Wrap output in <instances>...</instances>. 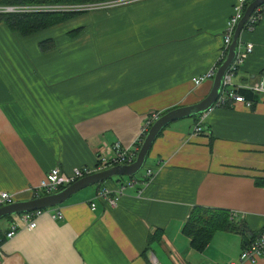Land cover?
<instances>
[{
  "label": "crops",
  "instance_id": "obj_1",
  "mask_svg": "<svg viewBox=\"0 0 264 264\" xmlns=\"http://www.w3.org/2000/svg\"><path fill=\"white\" fill-rule=\"evenodd\" d=\"M232 3L128 0L82 15L85 30L73 37L58 27L61 40L45 50L39 31L24 35L0 22V190L33 198L30 187L53 167L65 176L95 167L97 148L133 145L149 113L205 96L211 80L192 79L219 61ZM262 8L255 27L240 31L253 50L232 75L237 87L264 76ZM198 116L163 128L143 165L153 175L127 186L116 206L99 193H117L129 175L53 206L62 218L45 211L34 229L20 227L2 243L0 264H152L151 254L161 264L237 262L244 242L264 229V184L255 181L264 176V89L252 107L214 105L199 116L207 129L192 134ZM194 205L236 213L246 236L218 228L193 248L182 224Z\"/></svg>",
  "mask_w": 264,
  "mask_h": 264
},
{
  "label": "built area",
  "instance_id": "obj_2",
  "mask_svg": "<svg viewBox=\"0 0 264 264\" xmlns=\"http://www.w3.org/2000/svg\"><path fill=\"white\" fill-rule=\"evenodd\" d=\"M128 0H111V1H97V2H88L85 3L86 7H97V6H107V5H116L120 3L127 2ZM251 0H233L231 13L229 14L228 18L226 19V23L222 33V52L221 57L217 64L213 67L208 69L207 71L196 75L193 77V83L195 85H199L205 80H212L215 70L218 64L223 59L228 45L232 39L234 28L242 16L244 9L247 3ZM97 4V5H96ZM3 8V9H2ZM22 8L18 9L16 6L13 5H5L0 6V10H15L20 11ZM263 16V8L261 5L255 7L253 11L248 16L247 20L244 23V27L247 29H253L255 25L260 21ZM253 50V43L251 41L240 42L236 46V54L234 59L232 60L231 64L227 68L223 80H222V87L221 91L216 99L215 105L221 103H228L230 106H234L236 102H242L247 107H252L253 101L250 99L245 98L242 94L238 93L236 90L237 86L232 82V75L241 65L245 57ZM239 87V86H238ZM248 88L259 91L263 90L261 87V81L257 83H253L247 85ZM160 112H151L147 115L145 119V124L143 125V129L141 134L146 132L149 124L158 117ZM201 115V114H200ZM199 115V116H200ZM193 124L191 133H200L203 131V126L201 122V118ZM140 136L134 141L133 145H126L121 141H116L109 145H101L97 148V163L96 166H76L74 167L73 171L66 176L62 174L61 168L59 166H55L49 171L46 172L44 177L40 180V182L36 185H32L30 188L33 191L34 197L39 196L46 193H51L57 191L62 188L63 185H68L69 183L75 181L79 177L94 172L96 170H101L112 165L120 164V163H130L134 160L143 135ZM153 175V169L150 167H145L142 172H137L134 175H131L128 181L122 182L119 190L117 193L108 195L109 192L107 190H103L99 194L102 197H106L108 203L111 206H116L121 194L123 193L124 189L129 185H134L135 183L144 184L146 183L151 176ZM16 201L15 194L7 191V190H0V206L12 203ZM56 206V205H55ZM92 208L96 207V202H91ZM54 208V209H52ZM45 211H52L53 218H62L63 213L59 208H55L53 206L47 208H39L34 209L31 211H26L18 214H14V220L11 221L9 227L5 234V240L11 238L15 235V233L19 230L20 227L25 226L28 229H34L38 224V217ZM236 215V213H233ZM20 220L22 224H20ZM2 245V244H1ZM0 245V259L3 255V251ZM151 263L152 264H161L154 255H150ZM259 259H264V229L259 231L254 237L250 238L248 241L244 242L241 247V250L237 257L236 261H228L224 264H238L240 261H249L255 262Z\"/></svg>",
  "mask_w": 264,
  "mask_h": 264
},
{
  "label": "water",
  "instance_id": "obj_3",
  "mask_svg": "<svg viewBox=\"0 0 264 264\" xmlns=\"http://www.w3.org/2000/svg\"><path fill=\"white\" fill-rule=\"evenodd\" d=\"M263 3L264 0H251L247 3L242 16L234 28L227 51L215 70L213 79L211 80V86L205 96L193 103L177 105L161 112L158 117L151 122L144 133L136 156L132 162L120 163L101 170H96L79 177L75 181L51 193L42 194L29 199L16 200L12 203L2 205L0 206V218L7 215L58 205L68 200L77 191L89 185L103 182L114 175L131 176L136 174L140 168L143 167L154 139L165 126L177 119L202 114L215 105L216 99L221 91L223 76L236 54V46L239 41L240 31L244 27V23L253 9ZM261 87L264 89V76L261 79Z\"/></svg>",
  "mask_w": 264,
  "mask_h": 264
},
{
  "label": "trees",
  "instance_id": "obj_4",
  "mask_svg": "<svg viewBox=\"0 0 264 264\" xmlns=\"http://www.w3.org/2000/svg\"><path fill=\"white\" fill-rule=\"evenodd\" d=\"M97 1H111V0H0V4L23 3V2L24 3L59 2V3L75 4V3L97 2ZM261 6H264V3L261 4ZM75 14H77L75 10H61V11L42 12V13H9V14H0V22L4 21L13 30H17L22 34L27 35L41 28H45L47 26L56 24L62 20L69 18L70 16H74ZM50 41H46V44L48 45ZM236 90L238 91V93L242 94L245 98L252 100L253 105L258 100V91H254L248 87H243V86L237 87ZM218 106H229V105L228 103L225 102L218 104ZM198 115L200 114H196L194 115V117H197ZM206 129L207 127H203V131H205ZM162 130L159 132V134L162 132ZM142 135L143 133L141 134V136ZM255 181L257 184H264V176L255 177ZM64 186L65 185H63L62 187ZM7 216H12V215H7ZM2 218H0V220ZM235 218L236 217L233 214V212L226 208L194 205L191 207L186 218L184 219V222L182 224V231L189 237L190 245L197 250H201L207 244L213 232L218 228L238 232L242 234V237L244 239V237L246 236L244 232L245 226L243 222L235 221ZM6 230L3 229L2 226L0 225V245L5 241Z\"/></svg>",
  "mask_w": 264,
  "mask_h": 264
},
{
  "label": "rangeland",
  "instance_id": "obj_5",
  "mask_svg": "<svg viewBox=\"0 0 264 264\" xmlns=\"http://www.w3.org/2000/svg\"><path fill=\"white\" fill-rule=\"evenodd\" d=\"M85 3H75V4H69V3H59V2H45V3H6V4H0V6L5 5H13L16 6L18 9L22 8L20 11H9V10H0V14H9V13H42V12H54V11H61V10H75L77 14L74 16H70L69 18L62 20L56 24L47 26L45 28H41L37 30L39 31V35H42L41 39H44L41 41L40 45L43 48V50L48 49L54 45L55 42H59L61 40L63 30L58 28L62 27L67 31L68 28L69 32L67 33L71 37L74 35H77L82 30H85L86 24L82 20V15L91 13L98 9H106L111 7L112 5L107 6H97V7H86ZM97 5V4H96ZM3 9V8H2ZM2 22V21H1ZM51 40V41H50ZM46 41H50V43L47 45ZM143 169L140 168L138 173ZM117 175H114V177ZM125 178L128 175H123ZM150 260V259H149ZM151 262V260H150Z\"/></svg>",
  "mask_w": 264,
  "mask_h": 264
}]
</instances>
